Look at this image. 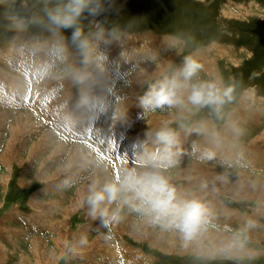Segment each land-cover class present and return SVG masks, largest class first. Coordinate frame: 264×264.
Segmentation results:
<instances>
[{
  "label": "rangeland",
  "instance_id": "1",
  "mask_svg": "<svg viewBox=\"0 0 264 264\" xmlns=\"http://www.w3.org/2000/svg\"><path fill=\"white\" fill-rule=\"evenodd\" d=\"M68 2L69 0H0V101L5 103L7 109L11 110L9 119L12 118L13 120H11V124L6 122L5 116L9 113L0 111L2 115L0 120L4 118L6 122L5 127L0 125V155L2 153L0 158V245H4L3 243L6 242L8 248L11 249V254L19 248L20 251L25 250L20 256L19 254H13L12 264H21L20 261L26 257L27 253L29 264H87L88 259H84L85 255L88 253L94 255L95 251L102 247L108 248L114 254V248L118 250L116 241L125 242L126 245L129 244L134 249L137 248L142 250L143 253L154 255V261L152 260L148 264H264V227L254 226L253 229H247L244 226V220H241L240 223L233 220L224 225L223 219L226 212L220 214L219 211H210L207 213V219L206 214H204L200 230L190 239H186L179 229L166 226V220L162 219L154 222L152 216L136 211L130 205L120 203V201H114L110 205L105 201L101 206L102 208L107 207V215L109 216L103 228L90 231V217L87 212L88 206L92 207L88 198L94 185L95 190L98 191L105 184L122 179L128 171H134L145 175L161 176L162 173L165 174L167 178H170V182L164 176L162 177L169 183V186L179 188L178 192H174L175 200L185 198L189 193L198 196L205 192L202 196L205 201L211 203L221 201L228 208H239L241 211L256 216L264 224V174L259 173L258 167H255L248 159H246L247 162L238 159L231 165L229 163L220 164L225 160H221V162L217 160L210 161L212 167L220 168L223 178L215 181L211 178L209 181L208 178L210 177L203 175L198 170L194 172L192 170L184 174L178 173L179 167L193 160L183 162L186 159L182 160L179 157L181 147L178 150L176 161L172 160L164 163L168 152L165 153L162 144L155 143V138H150L148 142L142 144L131 139L133 145L128 148L139 149V151H135V153H139L146 144L150 145V154L159 161L158 163L143 162L137 165L136 163L129 164L132 163L129 160L130 162L127 161L122 168H117L114 162L104 158L100 150V140L93 139L95 144H89L90 133L103 137L98 132L100 125L105 127L106 125L117 126L114 132L115 136L118 135L120 138L126 134L130 135L129 132L134 130L143 131L142 129L145 126H142L140 130L137 126L148 122L147 117L151 114L153 108L143 105L141 94L146 93L148 87L152 84V86L155 85L157 79L155 76L161 73L151 74V72L154 73L152 67L155 66H149V68L144 69L143 75L146 76L144 81L137 83L134 80L132 85L128 81V75L133 72L132 70H135L131 66L134 64L133 61L142 62L150 56L149 54L153 55L151 50L150 53L143 52V56L141 54L140 47L146 48L144 45L149 42V39L145 40V38L147 36L150 38V33L155 35L163 32L173 39L171 41L173 51L179 50L176 51L173 60L170 58L172 62L167 66L164 73L172 72L175 69L174 66L185 60L190 55V51L195 50L197 47L205 48V46H209L220 53H215V57H218V59L216 58V63L213 66L216 68L214 76H208L199 66L192 77V79L197 80L209 77L218 84L222 82V87H218L216 82L214 83L215 87L211 86L210 81L200 83V85L206 87L211 86L209 92L212 94L215 92L212 101L198 105L191 103L190 110L180 114L173 122H169L173 118L172 112L168 114L160 113L161 116H158L163 119L170 117L168 120L164 121L158 118V121L153 122L154 124L157 122L158 126L153 130L159 131V133L164 132L165 127L173 131L180 127H189L188 130L193 129L192 132L186 131L184 136L186 145L183 148L184 157L192 158L194 149L185 150L192 145L194 135L201 129V124L207 125V122L196 124V120H213L215 126L219 129L227 121L228 109L236 104L243 94L250 93V96L252 93L264 95V0H89L88 7L81 13L72 27L56 28L50 24L47 11L62 7ZM77 29L80 30L81 35L74 40L73 33ZM185 30L188 36L183 34ZM128 38L131 41L135 39V41H133V45L131 41L129 42V45L133 47L126 56V53H122L119 48H123ZM81 41L85 42L86 47H80ZM112 53L114 54V61L111 65L108 59L111 58ZM201 58H205V54ZM118 60L125 61L127 64V74L120 70L122 65L121 67L117 65ZM190 61L195 60L191 59ZM86 69L88 70L86 71ZM134 75L135 73L130 79H134L132 78ZM87 76L92 78L90 83L94 82L93 97L95 99L98 97L97 102L103 104H97L93 108L88 105L83 106L81 111L78 110L76 113L79 105L86 101L85 98L81 97L82 80H79V78L86 80L87 84L91 85ZM218 76L219 81L217 80ZM137 79H140L139 76ZM189 82L191 80L184 82V84ZM191 83L196 85L194 82ZM6 85H10V87H6ZM128 88H131V90L128 91ZM133 88L134 90H132ZM213 88L215 89L214 92H212ZM31 89H33V92ZM134 93L138 95L137 98H135ZM185 94L191 95L187 92ZM123 96L128 98L123 101L124 107L129 110L133 109L134 112L125 111V108H123L125 114L120 117H118V114L111 116L109 114L110 110L113 106L119 104V100L124 99ZM259 98L264 99L263 97ZM181 102L185 104L187 101L181 99ZM245 106V100H243L231 109L230 112L233 111L234 116L232 118L235 122V118L249 119V113L246 115L248 117L245 118L236 117L237 113L242 112V108ZM189 107L183 106L181 108L189 109ZM147 108H150V112L145 111ZM154 108L155 110L171 108L176 114L179 113L176 106L172 107L168 104ZM26 109L30 110L29 114L17 115L18 112ZM180 111L182 112L181 109ZM119 112H121V109ZM32 116H34L33 119ZM20 121L27 122L30 125L24 126L21 124L23 129L18 132L17 126ZM54 121L61 124L66 123L69 127L73 126V130L77 131L76 138L66 136L61 131L53 130L51 125ZM168 122L169 125L166 126ZM254 123V121H250L249 126L245 127L244 139L240 140L243 141V144H248L254 135L259 133L260 129L263 131L264 114L261 116L260 126H258L259 122ZM30 127L33 129L30 130ZM94 127H96L95 130ZM107 127L106 129H108ZM234 130L237 132L236 129ZM134 133L137 134V132ZM248 133H251L249 137H247ZM6 134L9 135L8 145L6 146L9 147L8 149L3 142ZM221 135L226 142L227 152L236 153L238 149L242 148L243 144H240L239 140H237L238 142L230 140L229 130L222 128ZM37 137L39 138L36 139ZM133 137L135 138V136ZM147 137L144 134L143 140ZM239 137L240 135H237L235 138ZM26 140L28 141L26 142ZM115 140L120 141L119 138ZM176 142L177 138L170 146L175 148ZM78 143L85 144L87 147H79L76 150L75 147ZM199 143L203 144L202 137L199 139ZM41 150L47 151L48 154L45 155L41 152L36 154ZM73 150L76 151V154ZM89 150H91V153L88 157L84 156V153ZM204 151H207V149ZM23 152L25 153L23 154ZM144 152L145 155L149 154L147 150H143V154ZM8 153H12L10 158H7ZM31 156L39 158L38 161L35 157L31 159ZM245 156L246 158H252L253 155L249 151ZM5 157L8 162L5 161ZM44 158V162L41 163L40 160ZM85 162L89 167L87 172H90L88 174L89 180L85 183H88L87 185L90 188L83 184L76 195L74 193L78 189L74 186L76 184H71L62 189V191L74 193V198L70 197V194L69 196L64 193H60V197L52 198V195L45 193L43 190L44 187L46 188L45 182L62 175L64 178L70 168L71 171L83 169ZM77 163L81 165L79 164L80 167L76 166L75 168L74 165ZM67 166L69 169L63 174ZM147 166H152L151 170L154 171V174L148 171L150 168L146 169ZM244 168L247 169L245 172L249 179L247 185L242 186L238 179L239 176L231 178L230 175L234 177ZM99 169H103L105 176L102 174L97 178L95 172L97 173ZM251 173L256 174V176H253L254 179L251 178ZM4 176L6 180H4ZM194 177H197L195 181L189 179ZM259 178L262 180H260L259 185H255ZM185 179L189 182L182 181ZM60 180L63 184L65 183L64 186L68 185L67 180ZM202 180L205 181V186L199 185ZM221 184L227 185L229 188L222 189ZM217 186L221 191L215 197L214 190ZM47 198L51 199L46 201ZM66 198L70 199L64 201ZM72 200H74L73 203L71 202L69 205L75 207V209H73L72 215L68 217L69 229H71L70 224L74 228L72 230H75L84 223L78 230L85 231L88 235V242L94 239L99 241L93 246L89 245L87 249H79L81 251L80 255L76 251L78 249L75 248V238H70L69 233L66 237L65 247L62 245H56L55 247L51 243L53 242L52 236L57 237L58 234L54 235L46 230L48 222L51 225V221L54 222V220L63 218L61 207L56 204L47 206V204L55 201L66 208L69 207L67 205L68 201ZM253 206L259 207L254 210ZM44 208H48L50 214H47ZM8 209L10 210L6 213ZM117 209H119L118 216L120 218L127 217L131 218L132 222H137L138 231H135L136 233H140L139 226L143 228V225H145L143 221L149 220L152 225L150 230H152L151 232L159 243L150 242L149 237L147 239L136 238L125 231L126 224L122 228L117 223L115 224L112 215ZM22 213H28L27 220H30L31 224L44 226L42 224L45 223L44 228L35 226V224L31 229L23 228L19 221L13 220L20 215L24 216ZM227 213L228 217L231 212L227 211ZM93 214L92 212L91 217ZM95 214L94 217H101L99 211ZM79 216H83L84 222H81L82 219ZM16 225L21 228L22 233L25 235H19L20 240L18 243L17 241L15 243L9 242L11 235L14 237L17 235L19 228H16ZM5 230H13V232L4 240L3 232ZM103 231L111 239L103 237L104 239L101 240L102 237L99 238L98 236L104 234ZM37 233L38 235H36ZM40 235L44 239V241L40 240L41 244H46L43 250L46 252L45 256H47H44L39 262L34 257L33 252L28 251V249L32 246L30 236L33 239H42ZM209 236L210 240L208 239ZM168 242L172 243V248H168ZM50 247H54L52 253L49 251ZM76 253L78 256H75ZM136 257L140 258L142 255L138 252ZM4 258V253L1 254L0 252V264L4 262ZM23 263L26 264V259L23 260ZM124 264H128V262H124Z\"/></svg>",
  "mask_w": 264,
  "mask_h": 264
},
{
  "label": "crops",
  "instance_id": "2",
  "mask_svg": "<svg viewBox=\"0 0 264 264\" xmlns=\"http://www.w3.org/2000/svg\"><path fill=\"white\" fill-rule=\"evenodd\" d=\"M148 37L149 36H147V38H145V40L149 39V42L144 45V46H146V48H141L140 47V51L142 52V49H145V52L146 53H150V50H151V51H153V53H152L153 55L149 54L150 56H148V58H145L142 62H138V60H135V61L132 62L134 64H132L131 66L133 68H135V70H132L131 69L133 72H131V74L128 77L129 78L128 81L130 82L131 85H132V82H134V80L137 83H139V82L142 83L144 81L145 76H144L143 80L137 79V77L140 76V75H143L142 73L144 72V69L145 68H149V66H155V67H152L153 70H154L153 71L154 73L151 72V74H153V75L154 74H159V73H161V74L155 76V77H157V79L155 80V85L154 86H157L158 87L162 83L170 82V81H172V80L175 79V80L179 81L182 84H184V82H187V81H190L191 80V82H194V84H196V85H200V83L201 82H204V81H210L211 82V86L212 87H215V84L214 83L216 81L211 80V78H209V77H207L206 79L205 78H202V79H198L197 80V79H192V77H193L192 76L188 80H185V78H184V76H183L182 73H183V70L186 67L187 63L191 59H194L195 60L194 62L200 66V69L202 68V70L205 72V74H207L208 76H214L216 74V68H214L213 66L216 63L215 62L216 58L218 59V57H215V53H219L218 50H214V49H212V47H209V46H205V48L197 47L195 50H193V51L191 50L192 52L190 51V55H188L185 60H182L181 62L178 63L177 66H174L175 69H173L172 72H170V73H166L165 72L164 73V71L167 69V66L172 62L171 60H173L175 58L176 51L178 52L179 50L176 49L175 51H173V48L171 46V41H173V39H171V37H169V36H166V34L163 33V32H159L158 34H155V35L152 34V33H150V38H148ZM128 40L125 41V43L123 45V48L120 49L119 46H118L119 50L122 53H126V56H127L128 52H129V50L133 47L132 45H133V41H135V39H132L133 41H131V39L128 38ZM130 41L132 42V45L131 46L129 45V42ZM105 44L108 45L107 42H105ZM203 54H205V58H201V56ZM142 56H143V54H142ZM170 58H171V60H170ZM110 59H108V60H109V63L112 65V63L114 61L113 60L114 59V54L113 53H112ZM153 60H154L155 63L153 62ZM167 62L169 63L168 65H167ZM117 65L119 67H121V65H122V67L125 68L124 69V73L126 74L128 67H127V64L125 63V61L122 62L121 60L120 61L118 60ZM87 70L88 69H86V71ZM155 71H156V73H155ZM86 73H88V72H86ZM133 73H135V75L132 78H134V77L135 78L134 79H130L131 76L133 75ZM87 79L89 80V83L92 82V80H91L92 78H90L89 76H87ZM79 80H82L81 97L82 98H85L86 101H84L83 103H81V105H79V108L76 109V113L78 112V110L81 111V109H82L83 106H87L88 105L89 107H92L93 108L94 106H97V104L98 105L99 104H103V103H98L97 102V99H99L98 97H97V99H95L93 97L94 94H92V91H93V84H94V82L93 83H90L92 85V87H91V85H88L87 84V81L86 80H83L82 78H79ZM217 80L219 81V76H218ZM84 81H85V83H84ZM191 82L187 83L186 84L187 85L186 87H182V88H179V89L176 90V101L177 102L174 103V104H172L171 106L172 107H175L176 106L178 108V110H179V113L176 114L174 112V110L171 109V108H169V109L167 108L165 110L164 109L163 110H160V109L159 110H155V108L150 107V108H153V110H151L152 111L151 114H149V116L147 117V121L148 122L143 123L142 125H138L137 126L138 130H140L142 128V126H145L144 129H142L143 131H135L134 130V131L129 132L130 133V136H129L128 139H126L125 144L122 146L123 148H122L121 155L124 154V153H126L128 150H130V152H132L131 151L132 150V147L131 148H128L130 145H133V142H132L131 139L137 140L139 143L142 144L143 142H146V141L148 142V140L150 138H155V140H156L155 143H157V144L160 143V144L163 145V147L165 146L166 143L164 141H161L159 139V137H158L159 131H154L153 130L154 128L158 127L157 124H156L157 122L155 124L153 122L154 121H158V118L157 117L158 116H161L160 113L168 114L169 112H172L173 113V118L169 122H171V121L173 122L174 120H176L179 117L180 114H184L186 111L190 110V107L189 106H191V103L192 104H194V103L191 100H189V96L190 95L189 94H185V93L186 92L187 93H191L192 92V83ZM220 83L222 84V82H220ZM221 84H218L217 83V86L219 87V86H221ZM152 85L148 87L146 93H142L141 94L142 95L141 96L142 99H144L147 96V93L152 90V88H153ZM131 87H133V86H131ZM127 90L129 91V90H131V88H128ZM132 90H134V88ZM214 90L215 89L213 88V91L212 92H214ZM204 91H205V93H207V91L209 92L210 91V87H206L204 89ZM214 93L212 95H214ZM20 94H22V93H20ZM96 94H99V93H96ZM134 95H135V98L138 97V95H136L135 93H134ZM96 96H98V95H96ZM259 97H263L264 98V95L262 96L260 94L258 95L256 93H252L251 96H250V93H245V94H243L240 97V100H238L236 102V104H237L240 101L243 102V100H245V105H246L245 107L242 108V112L237 113L236 117H238V118H245V117H248L246 115L249 113V119L245 118V120H242V119L235 118L236 119V122H235L234 118H232V116H234L233 115V111L230 112L231 109L234 106H236V104H234L230 109H228L229 114L227 116L226 123L224 124L223 127L220 126L219 129H218V127L215 126V122L213 120H210V121H207L205 119H203V120H196L195 121L196 124L197 123L198 124H201L202 122H207V125L204 126V125L201 124V129H199L196 132V134L194 135L192 145H190L188 147V149H186L185 151H187L189 149H194L197 146V144L199 143V139L202 137L203 144H202L201 150L206 155V154H208V151L217 149L218 150V153H220L219 156L221 158H223V160H225L224 162H221V158H219V161L221 162L220 164H222V163H224V164L229 163V165H231V164H234V162L237 161L238 159H241V161L243 160L245 162H247L249 160V161H251V163L253 165H255V167H258L259 173L264 174V135H263L264 129H263V131H261L262 129H260L259 133H257L256 135H254L253 139H251L248 142V144H243V141H240L241 139H244V136H245V133H244L245 127L249 126L248 124L250 123V121H254L255 122L254 124H256V123L259 122V125L258 126H260V124H261V116L264 114V99H261ZM118 98L120 99V97H118ZM126 99H128V98H125L124 97V99L119 100L118 101L119 104L118 105L116 104L115 106H113L112 109L110 110V113L109 114H111V116H114V114H118L119 115L118 117H120L121 115L125 114V111L126 110H128L130 112H134L133 109H130L129 110V109H126V107H124V102L123 101H125ZM181 99H183L184 101H187V102L184 104V103L181 102ZM115 100H117V99H115ZM129 100H132V99H129ZM120 102H123V103H120ZM127 102H128V100H127ZM19 104H22V103H19ZM195 105H198V104H195ZM183 106L184 107L185 106H188L189 109L181 108ZM119 108L121 109V112H119L120 111ZM123 108H125V111H124ZM150 108H147L145 111H149L150 112ZM180 109L182 110V112L180 111ZM0 111H7L9 113L6 116V118H7L6 119L7 120L6 122H8V123L11 124L12 121H13L12 118L9 119V116L11 115L10 114L11 113V110L10 109H7V107H5L4 105H2V106L0 105ZM80 111H79V115H80ZM21 112H18L17 115L29 114L30 113V110L26 109V110H23ZM168 118H170V117H168ZM169 122L166 124V126L169 125ZM239 124H241V125L239 126ZM107 126H109V127H107ZM106 127L108 129H106ZM106 127L105 126H101V125L98 127V129H99L98 132H100V134L103 135V137L98 135V140L101 141V140L105 139V143L106 144H109L110 141H111V139H113L115 141L116 138H119L120 139L119 142L122 143V141L124 140L123 138L127 134L125 136H123L122 138H120V136H118V135L115 136V132L114 131L117 129V126L116 127H113L111 125H106ZM111 128H113V129L111 130ZM188 128L189 127H186V128L185 127H180L176 131L175 130L173 131V130H170L168 127H165V131L164 132L171 133L173 135L174 139L177 138V142H176L175 148L172 150V153H173L172 156L167 161H165L164 163H168L169 161H172V160L176 161L177 160V157H178V150L181 147L182 150H181V153H180V156L179 157L182 158V160H185L186 159L183 162H189L191 159H193V160L190 163H186L185 165L179 167L178 168V170H180L178 172L179 174L185 173L186 171L189 172V170L190 171L193 170L192 172H194V171H197L196 169H199L200 168L198 171H200L203 175H206L207 177H210V178H208V180L209 179L211 180V177L214 176V175H216V174L219 175L218 176V177H220L219 180L222 179L223 177H222L221 170L220 169L218 170V168L215 169V167H212L210 165V163H209L210 162L209 160H202V159H195V158H190V157L189 158L184 157L185 152H184L183 148H185V145H186V141H185L184 136L186 134V131H188V132H192L193 131V129H189L188 130ZM222 128L230 131V137H231L230 140L231 141L238 142L237 140H239L240 141V144H243L242 148L241 149H238L236 153H229V152H227V150H226V142H225L223 136L221 135ZM234 129H236L237 132ZM9 131H10V128H9ZM160 131H162V130H160ZM134 132H137V134H135ZM144 134H146L148 137L143 140ZM95 135H97V134H95ZM237 135H240V137L239 138H235ZM250 135H251V133H248L247 137H249ZM133 136H135V138ZM8 137H9V135L6 134L5 137H4V140H3V142L6 144V145L4 144L5 147L8 145L7 144ZM38 138L39 137H37L36 139H38ZM27 141L28 140H26V142ZM219 143H220V145H219ZM89 144H94V141L92 139H90L89 140ZM211 147H213V148H211ZM142 149L143 150H147L148 153L150 154L151 146L146 144L144 146V148L142 147ZM206 149H207V151H204ZM233 149H235V148H233ZM143 150L140 151L139 153L138 152L137 153L132 152L131 155H128L129 158L127 160L126 159L124 160V163H119V164H121L122 166H124L126 164V162L129 161V160L132 161V163L129 161L130 162L129 164L136 163L137 165H140L139 163H143V162H145V163H148V162L158 163L159 162L157 160L154 161L152 159V157L149 156V154L148 155H145V152L146 151L143 154ZM136 151H139V149H137ZM167 151H168V147H167ZM249 151H251V154L253 155L252 158H250V157L246 158V156H245V154L247 152H249ZM40 152L43 153V154H45V155L48 154L47 151H39L37 154H39ZM24 153L25 152H23V154ZM168 153H169V151H168ZM241 155H243V156H241ZM40 156H44V155H40ZM1 157H2V153L0 155V158ZM33 157H35V156H32L31 159H33ZM143 157H145V158H143ZM146 157H148V158H146ZM38 159L39 158H36V161H38ZM246 159H248V160H246ZM43 160H45V158L44 159H41L40 162L42 163ZM137 161H139V162H137ZM0 164H1V162H0ZM78 165H79V163L75 164L74 167L76 168V166H78ZM87 166H88V164L86 165V162H85L83 169H79L78 171H71V168H70L67 176H65L64 178H63V175H62V176H59L61 178L56 177V178H58V179H56L54 177V178L51 179V181L45 182L46 188L44 187L43 190L48 195H52V198L60 197V193H64L66 195H69L70 194L71 195V196L69 195L70 197H74V193L76 195V193L80 189V187H82L83 184L87 180H89L88 179V174H90V172H87L89 170V167H87ZM141 166H143V165H141ZM189 166H191L190 169H189ZM217 166H221V165H217ZM221 167H223V166H221ZM68 169H69V167L63 172V174H65ZM146 169H149L148 171L150 172V170L152 169V166H147ZM246 170L247 169H245V168L242 169L234 177H232L230 174L229 175H230L231 178H237V176H239L238 177V179H239V178H241V175L243 174V175H245V178L248 181L249 178L246 175L247 174L245 172ZM93 172L94 171L92 170V173ZM204 172L205 173L207 172V173L205 174ZM95 174H96V172H95ZM136 174H137V176H144L145 175L144 173L143 174H140L139 172H136ZM251 174H252L251 178L254 179L253 176L254 175L256 176V174H253V173H251ZM161 176H164L166 178V180H168V181L170 179V178H167L166 175L163 174V173L161 174ZM60 179L67 180L68 181V185L67 186H64L65 183L63 184L62 180H60ZM189 179H194V181H195V179H197V177L189 178ZM257 180H262V179L259 178ZM59 181H61V182H59ZM182 181L184 182V181H186V179L185 180H182ZM239 181L241 182V179H239ZM186 182H189V180L186 181ZM57 184H58V186H57ZM71 184L72 185L73 184H76L74 186L76 188H78V189H76V191L74 193H71V192L69 193V192H66V191H62L63 188L68 187ZM200 184L202 186H205V181L202 180V182L199 183V185ZM257 184H258V182H257ZM257 184H255V185H257ZM168 186H169V183H168ZM169 187L171 189H174V192H176V191L178 192L179 191V188L176 187V186H174V187L173 186H169ZM215 187H216V185H215ZM220 187H222V189L229 188L227 185H223V184H221ZM101 189H98V191L101 190ZM219 191H221V189L219 188V186H217V188L214 190V196L215 197H216V195H217V193ZM198 192H201V191H198ZM204 193L205 192H203V194L198 195V196L195 195V194H193V193H189L187 197H185V198H178L179 200L176 199V200H174V202L175 203H177V202H179V203H185V202H190V201H197V202H199L202 205V207H203V215L206 214V219L208 218L207 217L208 216L207 213L210 212V211H213V212L219 211L220 214L221 213H225V211H226V213H225V217L226 218L224 217V219H223V221H224L223 224L224 225L229 224L233 220H235L238 223H240L241 220H244V222H245L244 223V226H246L247 229H253L254 226L255 227H258L259 226L260 228L264 227V224L261 221H259L256 216H254L252 214H249V213H247L245 211H241L239 208H236V207H229L228 208V207L224 206L221 201L214 202V203L205 201V199L202 197L204 195ZM50 199L47 198L46 201H49ZM67 199H70V198H66V199H64V201H66ZM70 203H71V201H68L67 205H69ZM222 207H224L226 209H223ZM253 207H254V210H255L259 206H253ZM9 210L10 209H8L6 211V213ZM227 211H230L231 212V214L228 217H227V215H228ZM9 214H11V213H9ZM27 214H25L22 217L25 218V216H26L25 220L28 221L31 224L32 222H30V220H27ZM79 217L82 219L81 222H84L83 216H79ZM108 217L109 216H106V217L105 216L92 217L91 220H90V229H91L90 231L103 228L104 227V223L106 221H108ZM93 219H96V220H93ZM118 219L122 220L123 218H120V216H118ZM118 219H116V221L114 220L115 224L117 223V220ZM202 219H204V216H202ZM94 221H96V222H94ZM34 224H31V225L34 226ZM49 224H50V222H48V225H47L46 230L48 232H51L54 235H56V233H57L58 236H61L62 232L65 231L64 228H60L61 231L60 230L59 231H55V230L52 229L54 227V224H51V225H49ZM42 225L45 226V223H43ZM35 226H38L40 228L41 227L44 228V226L37 225V224H35ZM81 226H78L75 230H77ZM16 228H19V230H17V235L15 237L13 235H11L12 234L11 232H13V230H7V231L5 230L3 232L4 240L10 234L11 237L9 239V242L15 243L17 241V243H18V241L20 240L19 235H25V234L22 233V230H21V228L19 226L16 225ZM70 228L71 229H68L69 235H70V231L72 229H74L71 226V224H70ZM97 232L98 233H101L99 231H97ZM88 233H89V231H88ZM36 235H38V233ZM67 235H65V239L63 241V247H65ZM100 236L101 235H99L98 237L100 238ZM40 237L43 239V237L41 235H40ZM31 238H30V240H31L30 242H31V245H32L33 244L32 242L35 243V240H37V239H33V238L31 239ZM70 238H71V236H70ZM86 239H87L86 240V243H87V241H88V235H87V238ZM97 242H99V241L94 239L93 241H90L89 242L90 244H88V245H90V246L92 245L93 246ZM3 244L4 245H0V252H1V254L4 253V257H5L4 258V262L2 264H5V263L12 264L11 259H13V254L14 253H15V255L19 254V256H20V254L23 251H25V250L20 251V248H19V250H16V252H14L13 254H11L10 253L11 249L8 248L6 242L3 243ZM116 244H117L116 246L118 247V250L114 248V250H115L114 254H112L111 252H109L108 248H103L102 247V248L96 250L94 255H90L89 253L86 254L85 257H84V259L85 260L88 259L87 264H124V262L125 263L128 262V264H148L152 260L154 261V258L155 257L152 254L143 253L142 250H139L137 248L134 249L133 246H131L129 244L126 245L125 242H118V241H116ZM85 246H87V245H85ZM28 251H29V249H28ZM46 251L48 252L47 249H46ZM76 251L79 252V255L81 254V251L79 249L76 250ZM136 252H139L142 255V257L137 258L136 257ZM19 256H18V258H19ZM27 256H28V253L26 254V257L23 258V260L26 259V264H29L28 263V258L29 257H27ZM75 256H78L77 253L75 254ZM23 260L20 261L21 264H24L23 263Z\"/></svg>",
  "mask_w": 264,
  "mask_h": 264
},
{
  "label": "clouds",
  "instance_id": "3",
  "mask_svg": "<svg viewBox=\"0 0 264 264\" xmlns=\"http://www.w3.org/2000/svg\"><path fill=\"white\" fill-rule=\"evenodd\" d=\"M89 0H69L62 6L47 11L48 20L56 28L72 27L81 13L88 7ZM81 35L79 29L73 33V39L76 40ZM80 47H86L85 42L81 41ZM199 65L194 61H189L183 70L185 80L192 77ZM177 80L165 82L158 87L153 86L149 94L143 99L145 107H160L165 104L172 105L176 103V90L186 87ZM205 85H192V92L189 99L194 104L208 103L213 99L211 92L205 94ZM211 87V86H207ZM161 141L167 145L174 143V137L171 133H158ZM89 203L92 206V212H100L101 216L107 215V209L101 206L107 201L111 204L114 201H120L123 204L130 205L134 210L143 212L152 216L154 222L167 221L168 227L179 229L186 239L192 238L201 228L203 223V207L197 201L185 202L183 204L175 203L174 189L168 186L167 181L159 175L137 176L134 171H128L122 179L104 185L97 191L95 186L91 190ZM139 201L138 204L134 201ZM118 211L114 212L112 219H118Z\"/></svg>",
  "mask_w": 264,
  "mask_h": 264
},
{
  "label": "bare ground",
  "instance_id": "4",
  "mask_svg": "<svg viewBox=\"0 0 264 264\" xmlns=\"http://www.w3.org/2000/svg\"><path fill=\"white\" fill-rule=\"evenodd\" d=\"M143 52L144 53H146L145 52V49H144V51H143V49H142V53L141 54H143ZM169 63L167 62V65H168ZM162 65V64H161ZM157 71V70H156ZM155 71V72H156ZM160 71V70H159ZM158 71V72H159ZM142 74H144V73H142ZM146 77V76H145ZM135 78V77H134ZM139 78H140V80H143V78H144V75H140L139 76ZM139 80V81H140ZM189 88V87H188ZM185 111V110H184ZM6 117V116H5ZM17 117V116H16ZM2 118V115L0 114V119ZM34 118V116H32V119ZM157 118H161V119H163L162 117H157ZM7 119V118H6ZM29 120H31L30 118H28ZM164 121H166V120H168V117H166L165 119H163ZM0 121H2V122H0V125L1 126H3V127H5L6 126V122H5V119L3 118L2 120H0ZM21 124L22 125H24V126H29L30 124H28L27 122H23V121H20L19 123H18V126H17V131L18 132H20V130L21 129H23V127L21 126ZM33 128H31L30 127V130H32ZM262 138V137H261ZM37 143V142H36ZM43 143V142H42ZM189 143V142H188ZM18 145V144H17ZM51 145V144H50ZM85 145V144H84ZM83 144L81 145V144H78L76 147H75V149L77 150V148H83V147H87L86 145L84 146ZM13 146V145H12ZM11 147V146H10ZM14 148H15V146H13ZM7 148V147H6ZM9 148V147H8ZM7 148V149H8ZM12 148V147H11ZM56 148V147H55ZM60 148V147H59ZM32 149V148H31ZM83 150V149H82ZM20 151V150H19ZM29 151V150H28ZM42 151V150H41ZM54 151V150H53ZM73 151H75V150H73ZM86 151V150H85ZM9 152V151H8ZM84 152V151H83ZM68 153V152H67ZM70 153V152H69ZM80 153V152H79ZM91 153V150H89V151H87V152H85L84 153V156H86V157H88V155ZM5 154V153H4ZM10 154H12V153H8V157L7 158H10ZM37 154V153H36ZM75 154H76V151H75ZM81 154V153H80ZM71 155V154H70ZM77 155H78V153H77ZM5 156V155H4ZM21 156V155H20ZM5 157V161L6 162H8V159ZM32 157V156H31ZM70 157V156H69ZM93 157V156H92ZM72 159V158H71ZM70 159V160H71ZM75 159H77V158H75ZM16 160V159H15ZM85 160V159H84ZM20 161V160H19ZM79 161V160H78ZM25 162V161H24ZM71 162V161H70ZM16 163V162H15ZM17 164V163H16ZM68 164V163H67ZM72 164V163H71ZM80 164V163H79ZM81 165V164H80ZM70 166V165H69ZM73 166V165H72ZM192 166V165H191ZM191 166H189V169H190V167ZM78 167H80V166H78ZM195 167V166H194ZM193 167V168H194ZM197 167V166H196ZM66 168V167H65ZM67 168H68V166H67ZM105 168V167H104ZM183 168V167H182ZM181 168V169H182ZM200 169V168H199ZM199 169H196V170H199ZM215 169H217V168H215ZM220 169V168H219ZM218 169V170H219ZM184 170V169H183ZM182 170V171H183ZM195 170V169H194ZM205 170V169H204ZM211 170V169H210ZM62 171V170H61ZM180 171V170H179ZM190 171V170H189ZM187 172V171H186ZM200 172V171H199ZM211 172V171H210ZM215 172V171H214ZM244 172V171H243ZM61 173V172H60ZM60 173H59V175H60ZM104 173V171H103V169H99L98 171H97V173H96V176H97V178L100 176V175H102ZM150 173L151 174H154V171L153 170H150ZM205 173V172H204ZM207 173V172H206ZM205 173V174H206ZM7 174V173H6ZM184 174V173H183ZM220 174V173H219ZM104 175V174H103ZM105 176V175H104ZM219 175H214V176H212L211 178L215 181V180H219V178L220 177H218ZM222 178V177H221ZM51 179V178H50ZM239 179H241V184H242V186H244V184H246L247 185V180H246V178H245V175H241V178H239ZM4 180H6V178H5V176H4ZM259 182H260V180H258V184L257 185H259ZM88 183H84V185L85 186H88L87 185ZM95 186V185H94ZM92 187V186H91ZM261 187H263V186H261ZM88 188H90L89 186H88ZM222 188V187H221ZM80 191V190H79ZM91 191V190H90ZM84 192V191H83ZM88 192V191H87ZM260 192V191H259ZM84 193H86V192H84ZM82 194V193H81ZM89 194V193H88ZM87 195V194H86ZM261 195V194H260ZM83 197V196H82ZM74 198V197H73ZM260 198V197H259ZM262 198V197H261ZM76 199V198H75ZM35 200V199H34ZM84 200V199H83ZM263 200V199H262ZM73 201L74 200H72L71 202L73 203ZM82 201V200H81ZM36 202V201H35ZM83 202V201H82ZM121 203V202H120ZM134 203H136V204H138L139 203V201L137 200V201H134ZM58 205V207H61V214H62V216H63V218L62 219H58V220H54V222L53 221H51L52 222V224H54V227L52 228L53 230H55V231H59L60 230V228H64V230L65 231H63L62 232V234H61V236H57V237H52V241L53 242H51L52 244H54L55 245V247H56V245L57 246H63V241H64V239H65V235H67L68 234V229H69V222H68V217H70L71 215H72V212L74 211L73 209H75V207H71V205H69V207H63V205H60L59 203H56L55 201H53V202H49V204H47V206L48 205ZM80 204V203H79ZM44 205V204H43ZM110 205V204H109ZM45 206V205H44ZM54 207V206H53ZM57 207V206H56ZM63 207V208H62ZM115 207V206H114ZM131 207V206H130ZM40 208H42V207H40ZM107 208V207H106ZM133 208V207H132ZM45 210H46V212H47V214H50V210L48 209V208H44ZM134 209V208H133ZM257 209V208H256ZM57 211V210H56ZM55 212V211H54ZM87 212H88V214H89V217H90V220H91V218L92 217H94V216H96V214H93L92 215V217H91V214H92V207H89L88 206V210H87ZM109 212V211H108ZM226 212V211H225ZM58 213H59V211H58ZM75 213V212H74ZM97 213V212H96ZM52 215H53V213H52ZM106 216V215H105ZM108 216V215H107ZM132 217V216H131ZM54 218V217H53ZM55 219H56V217H55ZM131 219V218H130ZM129 218H124L123 220H120V219H118L117 221V225L120 227V228H122L123 227V225L124 224H126L127 225V228H126V232L127 233H130L132 236H134V237H136V238H138V237H142V238H150V242H154L155 244H157V243H159V242H157V240H156V238H155V235L151 232L152 230H150L151 228V223L149 222V220H144L143 222H144V224L145 225H143V228H140V227H142V226H139V230H140V233H136L135 231H138L137 230V226H136V224H137V222L136 223H134V222H132L131 220H130ZM94 220V219H93ZM135 220V219H134ZM133 220V221H134ZM154 223V222H153ZM90 225V224H89ZM90 227V226H89ZM118 230V229H117ZM116 230V231H117ZM54 231V232H55ZM61 231V230H60ZM145 232V233H144ZM57 234V233H56ZM164 234V233H163ZM146 235H147V237H146ZM215 235V234H214ZM68 236V235H67ZM70 236H71V238H75V248L76 249H80V250H84V249H87V248H89V242L87 241V243H86V238H87V235H86V233H85V231H79L78 229L77 230H71L70 231ZM200 236V235H199ZM101 240L102 239H104L103 237H107L108 239L110 238V237H108L106 234H105V232H104V234H101ZM196 237V236H195ZM141 238V239H142ZM174 238V237H173ZM204 238V237H203ZM212 238V237H211ZM111 239V238H110ZM209 240H210V236H209V238H208ZM226 239V238H225ZM41 239L40 238H38L37 240H35V243L34 242H32L33 244H32V246H30L31 248L29 249V251H31V252H33V254H34V257L35 258H37L38 259V261L40 262V259H43L44 258V256H45V254H46V252L43 250V248L45 247V245L46 244H41V241H40ZM162 240V239H161ZM170 240V239H169ZM222 240V239H221ZM33 241V240H32ZM42 241H44L43 239H42ZM107 241V240H106ZM109 241V240H108ZM168 241V240H167ZM172 241V240H171ZM176 241V240H175ZM197 241V240H196ZM198 241H199V238H198ZM173 242V241H172ZM222 242V241H221ZM221 242H219V243H221ZM110 243V242H109ZM85 245H87V246H85ZM99 245V244H98ZM105 245V244H104ZM167 245H168V248H172L173 247V245H172V243L170 242H168L167 243ZM221 245H223V244H221ZM219 247V246H218ZM53 248L54 247H50V252L52 253V251H53ZM194 248V247H193ZM46 249H47V246H46ZM103 250V249H102ZM109 250V249H108ZM198 251H199V249H198ZM109 252H111L110 250H109ZM112 253V252H111ZM136 253H138V252H136ZM113 254V253H112ZM29 256V255H28ZM47 256V255H46ZM45 256V257H46ZM138 257V256H137ZM110 259V258H109ZM23 260V259H22Z\"/></svg>",
  "mask_w": 264,
  "mask_h": 264
}]
</instances>
